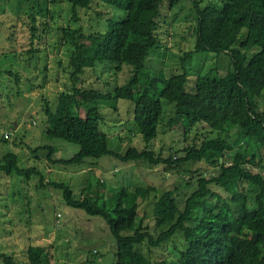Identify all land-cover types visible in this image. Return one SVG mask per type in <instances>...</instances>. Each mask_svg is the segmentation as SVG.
I'll list each match as a JSON object with an SVG mask.
<instances>
[{
	"label": "trees",
	"instance_id": "trees-1",
	"mask_svg": "<svg viewBox=\"0 0 264 264\" xmlns=\"http://www.w3.org/2000/svg\"><path fill=\"white\" fill-rule=\"evenodd\" d=\"M181 1L69 0L76 21L77 10H90L94 3L106 7L108 14L107 7L120 10L125 18L118 21L112 16L103 30L89 36L81 28L60 29L59 44L73 48L71 85L58 94L54 111L46 103L44 136L77 145L80 151L70 159L56 160L54 146L40 149L48 152L53 164L66 166L81 167L87 159L103 156L163 165L167 172L180 173L183 166L193 165L187 185L195 182L194 190L186 195H180L178 188L163 192L154 204L152 228L141 215L151 188L114 190L102 199L106 187L102 183L84 188L80 198L66 183L45 182L41 177V185L62 191L69 208L105 222L117 243L114 264H264V0H219L220 5L210 2L204 8L193 0L196 41L186 57L213 54L217 67L190 81L186 71L151 77L154 72L147 70L146 62L162 44L158 32L163 5L174 9ZM105 16L98 13L99 19L109 15ZM32 33L34 42L35 28ZM41 51L33 48L30 53ZM221 57H226L222 64ZM107 64H115L116 71L129 66L131 80L109 93L85 87V74ZM114 100L132 104L133 125L146 144L143 150L129 148L124 154L105 150L107 121L99 104ZM163 101L175 105L168 121ZM200 126L217 137L196 135L168 157L149 146L162 128L182 127L187 141L192 129ZM8 139L2 137L0 142L9 143ZM19 162L14 152L3 156L0 177L41 176L36 168H23ZM169 246L171 251L161 262L153 260L154 250ZM27 257L29 264H53L52 251L43 246H30ZM0 259L3 264H19L6 253Z\"/></svg>",
	"mask_w": 264,
	"mask_h": 264
},
{
	"label": "rangeland",
	"instance_id": "rangeland-1",
	"mask_svg": "<svg viewBox=\"0 0 264 264\" xmlns=\"http://www.w3.org/2000/svg\"><path fill=\"white\" fill-rule=\"evenodd\" d=\"M218 1L197 0L201 8L210 2L220 5L221 2ZM163 7L158 32L162 44L158 49L152 50L146 62L147 70L154 72L150 74L151 77L155 73L171 77L186 71L190 81L217 67V56L213 54L186 57L193 50L196 41L194 1L182 0L174 9H169L166 3ZM105 8L94 3L90 10L78 9L79 20L76 21L69 0H57L55 4L47 0L2 1L0 138H9V143L0 142V159L7 153L14 152L19 157L21 167H34L41 173V176L0 177V254L14 256L19 264H29L27 250L33 245L51 250L53 264L117 262V243L105 222L69 208L63 202L62 191L42 186L41 177L45 182L68 184L77 198H80L84 188L98 183L106 186L101 193L102 199L114 190L151 188L141 215L145 225L152 228L156 224L154 204L163 192L178 188L180 195H186L195 188V182L187 185L191 180L188 171L193 165H185L177 173L167 172L163 165L153 167L143 161L124 163L112 156H103L99 160L89 158L81 167L66 166L53 164L47 158L48 152L40 149L46 145L54 146L57 150L54 156L56 160L70 159L80 151L77 145L45 138L46 103L49 102L50 109L54 111L58 94L71 85L69 60L73 48L59 44L60 29L81 28L89 36L103 30L104 24L112 16L118 21L125 18L122 11L107 7L110 9L108 14ZM98 13L109 16L99 19ZM34 28L36 38L32 42ZM86 43H90V40ZM33 48L42 51L39 55H34L30 53ZM220 59L219 63L226 61V57ZM115 68V64H107L88 71L83 77L85 87L109 93L116 86L125 85L131 80L133 70L129 66L123 65L120 71ZM189 84L190 82L187 85L188 91ZM158 91H161V87ZM163 105L164 118L168 121L175 105L167 101H163ZM131 107L132 104L125 100L99 104L107 121L106 131L104 129L108 135L105 150L124 154L129 148H145L142 136L133 125ZM207 134L216 136L204 126L195 127L186 141L182 127H165L159 130V136L149 146L157 154L161 152L168 157L170 151H179L188 146L196 135L203 137ZM175 241L178 245L181 244L180 239L176 238ZM170 251L171 246L154 250L152 258L161 262ZM0 264H3L2 259Z\"/></svg>",
	"mask_w": 264,
	"mask_h": 264
}]
</instances>
